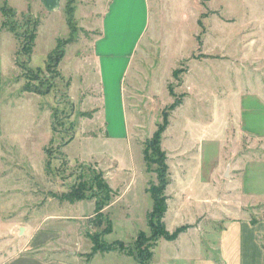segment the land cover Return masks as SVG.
Masks as SVG:
<instances>
[{
    "label": "rangeland",
    "instance_id": "374dc122",
    "mask_svg": "<svg viewBox=\"0 0 264 264\" xmlns=\"http://www.w3.org/2000/svg\"><path fill=\"white\" fill-rule=\"evenodd\" d=\"M84 1L89 5L79 10L87 18L90 6L99 0ZM108 1L101 0L98 15L87 21H80L75 13L76 41L64 47L65 59L55 68L53 63L46 67L48 55L59 41L71 36L67 0L64 16L42 12L39 0H0V9H12L8 18L0 10V91L8 102L5 143L1 144L6 153L3 168L14 173L6 179L7 189L21 192L11 203L22 213L27 207L33 212L50 204L43 216L66 217L48 222L47 230L58 239L54 247L79 250L80 264H180L183 252L192 248L187 238L148 241V214L154 205L148 189L160 188L154 171L161 169L153 149L148 153L150 170L143 154L146 142L153 140L164 123L168 108L180 99L183 104L170 113V125L162 135L171 179L165 193L170 197L165 223L170 232L196 225L193 242L202 240L214 253L212 239L227 220L228 206L239 210L225 200L232 186L223 168L230 148L224 111L234 104V98L229 99L224 91L255 89L260 80L242 62L264 59V0H151L150 27L135 53L124 90L130 121L129 135L122 139L104 134L100 116L89 119L87 110L94 107V101L86 103V90L76 70L79 58L87 63L92 48L94 52ZM138 4L135 0L118 25L114 52L122 58L120 72L145 23L144 9ZM77 5L78 0L76 10ZM35 18L42 24L28 63L30 23ZM90 26L96 28L89 31ZM26 84L50 94L25 93ZM116 132L121 133L118 128ZM232 140L237 151H246L237 134ZM263 170L249 169L247 191L264 188V184L252 183L258 176L264 180ZM103 179L115 194L110 205L96 213V202L103 203L107 196L99 186ZM74 186L86 187L89 199L63 205L52 197L69 193ZM260 210L245 208L242 212L254 218ZM109 221L113 225L110 234ZM140 233L145 238L137 245ZM93 240L124 248L126 254L90 258Z\"/></svg>",
    "mask_w": 264,
    "mask_h": 264
},
{
    "label": "crops",
    "instance_id": "0c3cea01",
    "mask_svg": "<svg viewBox=\"0 0 264 264\" xmlns=\"http://www.w3.org/2000/svg\"><path fill=\"white\" fill-rule=\"evenodd\" d=\"M100 1H97L96 6H90L92 11L89 10L87 18H85L80 15L82 10L79 9L87 7L88 1L78 0L76 14L78 13V17L81 16L80 21H87L90 17L98 15L97 9L101 8ZM134 1H108L100 35L96 37L95 45L92 44L94 52L92 48L91 56L86 59L87 63L82 62L79 58L80 66L76 69L82 78L81 85L86 90V103L94 101V107L87 110L89 119L93 121L100 116L101 127L104 128V134L109 138L122 139L127 133L129 135L130 118L124 90L127 79L130 77L135 53L151 23V0H138V6L144 9L145 23L137 39L131 44V52L124 57L125 67L120 72L118 65L122 58L114 52L117 48L114 41L119 22L123 20V15L128 9L132 8ZM39 4L42 12L49 16L62 14L64 16L65 0H39ZM93 28L90 26L87 27V30L93 31L96 27ZM76 59L78 60V58ZM242 63L247 70L254 71L260 80L255 89L250 90L246 87L241 90L224 91L228 94L229 99L234 98V104L228 105L224 111V125L226 131L229 128L228 133H230L226 137L230 148L223 168L226 169L224 176L229 173L231 183L228 182V184L232 186L229 187L225 200L229 205L231 203L238 205L239 210L228 206L227 220L216 237L212 239L214 253L204 247L202 240L199 241L196 238V242H193V238L196 237L194 234L196 228L182 234L175 242L187 238L192 248L183 252V262L180 264H264V188L262 187L259 191H247L245 185L248 181L250 168L257 169V171L264 169V59L255 57L254 61L251 60L252 65L249 61ZM249 71L246 72L249 73ZM132 77L130 79H133ZM43 96H49V94ZM7 106L6 96L1 90L0 264H80L79 250L72 251L54 247V243L58 239L54 238L53 233L47 230L48 222L60 218L66 219V217L62 218L52 213L43 216L44 212L51 207L50 204L42 207L41 210L36 208L33 212L27 207L22 213V209H15L14 204L11 203V199L21 192L14 188L8 190L5 184L9 175L14 174L3 168L6 166L4 160L6 153L1 149V144L5 143ZM117 128L121 132L118 135ZM235 134L238 135L242 143L244 142L246 151L242 152L243 148L238 151L235 149L232 140V137L235 138ZM229 137L230 139H228ZM260 173L257 172V175ZM252 183L260 187L264 184V180L258 176ZM248 196L254 197V201H249ZM63 205H60L59 208ZM258 207L261 210L257 211L258 216L254 218L242 212L245 208Z\"/></svg>",
    "mask_w": 264,
    "mask_h": 264
},
{
    "label": "trees",
    "instance_id": "16d2710c",
    "mask_svg": "<svg viewBox=\"0 0 264 264\" xmlns=\"http://www.w3.org/2000/svg\"><path fill=\"white\" fill-rule=\"evenodd\" d=\"M77 0H67L66 5H65V12H66V18H67V25L70 29L71 36L68 40L64 42H58V47L56 50H54L52 53L48 55L47 62H46V67H49L51 63L54 64L55 68H58L60 66V63L66 56L64 47L67 45H70L74 43L76 40L74 39V33L76 32V18H75V13H76V3ZM3 16L5 18H8L9 13H12L11 8H6V9H0ZM42 22L40 21L39 18H35L31 20L30 25H32V32L30 36V50H29V61L28 63L31 62V56L33 54L34 48H35V42L38 37V31L41 26ZM3 26L5 27V22L3 23ZM63 49V50H62ZM57 55V58L55 56ZM55 60V61H54ZM41 69V68H39ZM38 70V69H37ZM28 73H32L28 71ZM23 92L25 93H30V94H37V95H48L50 94L49 92L43 93L41 90H39L36 87H32L29 84H26L23 87ZM172 97H176L175 95L171 94ZM183 104V100H178L176 101L168 108V113L165 114L164 116V123L159 126V130L155 134L154 138L152 141L148 140L145 144V148L143 151L144 154V160L147 165L148 170H150L149 167V159H148V153L151 149L155 152V154L160 158V169L161 170H155V173H158L159 177V182H160V188L156 187H150L148 189V193L152 196L153 199V210L148 214V226L150 229V237L148 241H155L158 242L160 240H166L169 242H175L179 239V237L187 233L191 229H195L196 225L193 224H187L184 226H181L177 228L174 232H170L167 229L166 223H165V218L166 214L169 209L168 201L170 199L169 196H167L166 190L167 188L171 185V179L169 178V165H168V156L166 151L162 147V135L167 131L170 122H169V116L170 113H173L176 111L181 105ZM74 138H72L66 145H68L70 142L73 141ZM48 175L49 170L47 169ZM102 180V177L100 178ZM102 191H105L107 193V196L105 200L102 202L97 201L96 202V213H99L102 211L106 206L110 205V202L112 200V195L115 194V192L111 189L109 184L103 179V181H100V185ZM86 187L79 186V187H72L71 191L69 193H65L62 195H53L52 197L59 201L60 203H70V204H76L78 202L88 200V196H86ZM113 232V225L112 222L109 221V230L108 234ZM145 238L144 233H140L137 237V245H141V241ZM94 246L92 249V252L90 254V258L95 257L97 254H107V253H113V252H120L124 253L125 249L124 248H118L117 246H108L106 244H100L99 242H96L93 240ZM126 254V252H125ZM152 258V254L149 255L148 260Z\"/></svg>",
    "mask_w": 264,
    "mask_h": 264
}]
</instances>
